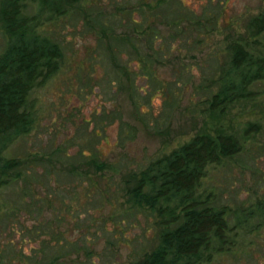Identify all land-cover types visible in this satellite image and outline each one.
<instances>
[{
  "label": "rangeland",
  "instance_id": "1",
  "mask_svg": "<svg viewBox=\"0 0 264 264\" xmlns=\"http://www.w3.org/2000/svg\"><path fill=\"white\" fill-rule=\"evenodd\" d=\"M3 2L0 56L14 42ZM28 11L44 20L41 34L60 42L64 59L29 95L33 128L1 149L22 159L24 177L0 193V264L142 259L158 245L161 227L157 211L126 218L135 211L128 192L140 171L199 133L242 136L250 122L262 131L249 151L205 184L226 206L234 231L203 264H264V93L224 112L201 102L220 86L232 41L242 37L264 55V36L257 45L248 32L264 0H80L50 21L38 3ZM151 71L153 80L141 75ZM80 153H99L114 171L86 161L75 168ZM73 169L91 177L69 179ZM42 225L50 233L32 234ZM52 234L67 237L68 246Z\"/></svg>",
  "mask_w": 264,
  "mask_h": 264
},
{
  "label": "trees",
  "instance_id": "2",
  "mask_svg": "<svg viewBox=\"0 0 264 264\" xmlns=\"http://www.w3.org/2000/svg\"><path fill=\"white\" fill-rule=\"evenodd\" d=\"M79 1L4 0L2 4V19L14 42L0 56V193L24 177L22 159L6 156L1 149L33 128L35 117L29 95L60 71L64 59L60 42L41 34L44 20L37 14H30L29 7L38 3L40 13L47 12L50 21L65 15L67 6ZM248 32L255 44L262 43L264 13L249 21ZM140 59L142 63L144 58ZM141 75L151 80L155 77L152 71ZM260 85H264V55L251 51L248 42L240 37L229 45L228 66L220 86L201 102L212 111L224 112L231 103L255 99L259 90L264 93V86L257 89ZM261 131V123L250 122L243 126L242 136L199 133L169 155L152 160L140 171L128 192L135 211L126 212V218L136 212L143 213L145 209L157 211L160 241L151 252L131 264H203L209 261L207 255L215 244L224 246L230 242L234 231L229 221L230 213L220 204L213 186L205 184L215 169L235 158L241 159L249 151L251 137ZM84 155H74L71 164L77 168L80 162L86 161L97 171H114V166L99 153ZM69 159H72L70 154ZM83 173L73 169L68 178L82 181L91 177ZM30 231L35 236H39L40 231L48 234L50 225ZM52 236L68 246L67 237Z\"/></svg>",
  "mask_w": 264,
  "mask_h": 264
}]
</instances>
